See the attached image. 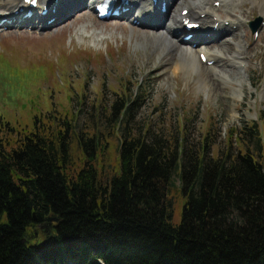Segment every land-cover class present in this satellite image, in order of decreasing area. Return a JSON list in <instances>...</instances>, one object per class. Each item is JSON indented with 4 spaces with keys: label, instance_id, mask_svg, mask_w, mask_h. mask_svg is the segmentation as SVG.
Wrapping results in <instances>:
<instances>
[{
    "label": "trees",
    "instance_id": "trees-1",
    "mask_svg": "<svg viewBox=\"0 0 264 264\" xmlns=\"http://www.w3.org/2000/svg\"><path fill=\"white\" fill-rule=\"evenodd\" d=\"M145 95H114L120 168L103 180L100 136L81 133L85 164L70 175L71 124L47 135L0 138V264H264V139L247 121L225 149L212 133L195 147L133 114ZM41 117L35 119L39 129ZM9 127L13 129L8 123ZM134 126V128H130ZM186 195L175 224L173 176ZM58 217L56 236L36 226ZM47 224L48 221H47Z\"/></svg>",
    "mask_w": 264,
    "mask_h": 264
},
{
    "label": "rangeland",
    "instance_id": "rangeland-1",
    "mask_svg": "<svg viewBox=\"0 0 264 264\" xmlns=\"http://www.w3.org/2000/svg\"><path fill=\"white\" fill-rule=\"evenodd\" d=\"M247 5L252 8L250 2ZM92 8L84 5L73 10L62 5L61 19L49 28L33 24L0 28V138L7 148L17 146L27 130L43 133V129L50 136L64 132L63 123L68 121L72 130L69 174L75 175L85 164L79 135L97 133L102 146L95 165L106 180L120 168L122 141L116 123L107 120L109 102L114 95L134 92L145 95L134 119L143 127L151 123L152 128L162 129L172 139L173 135L186 139V146L198 147L210 132L211 150L225 149L230 137L235 138L233 133L247 121L257 124L264 139L263 22L257 35L250 25L260 17V9L253 10L240 33L254 58L246 62L243 71L252 86L244 83L240 97L236 82L231 80L238 73L231 65H217L219 70H228L225 80L208 64V68L196 70L180 64L176 70L175 62L183 56L172 50V35L170 40L153 35L159 31L156 20H148L150 24L127 16L103 20ZM63 9L68 11L65 18ZM97 32L101 34L99 40L94 35ZM207 40L209 48L226 52L221 41ZM38 116L41 123L34 130ZM173 180L169 192L174 201L172 220L179 224L186 195L180 191L178 175ZM37 229L44 238L40 225Z\"/></svg>",
    "mask_w": 264,
    "mask_h": 264
},
{
    "label": "bare ground",
    "instance_id": "bare-ground-1",
    "mask_svg": "<svg viewBox=\"0 0 264 264\" xmlns=\"http://www.w3.org/2000/svg\"><path fill=\"white\" fill-rule=\"evenodd\" d=\"M99 2L100 0H40V4L49 7V13L43 15L41 13L43 8L38 7L34 10L33 16L24 17L23 15L28 10V7L23 0H0V23L3 22L0 24V28L5 26L7 28L30 27L32 24L35 25L33 27L37 28H49L61 19L60 9L62 5H66L67 8L69 6L74 10L80 6L85 5L88 7ZM160 2L166 3L167 10L165 12L160 10ZM216 2H220L218 7L215 4ZM248 2L252 4L251 9L248 8ZM122 8L129 9L123 13V16H127L128 19L133 17V19L145 21L146 24H150V22L147 23L148 20H156L155 26L159 28V31L158 33H153V35L168 40H170L168 38L169 35L173 36V39L170 40L173 47L172 50L179 52L183 56L182 59H179L180 61L176 60V70L180 68V64L181 67L184 66L192 70H196L201 66H203V69L208 68L207 64L209 65L208 62L211 61L213 63L210 64V69L215 71L216 76L225 80L228 77V70H219L217 65L221 64L219 62H222L227 67L231 65L238 73L237 78H231V80L236 82L240 97L244 95V83H250V77L246 76L243 71H246V62H251L250 51L252 49L246 50L245 45L247 46L248 42L245 43L246 39L240 33L248 25L247 20L255 9H260L261 18H259L263 22L261 27L264 30V0H159L157 3L153 0H128L127 4H122ZM184 9H188L187 14L182 13ZM63 12L62 17L65 18L68 11L63 9ZM221 13H224L225 16L222 17ZM53 17L54 20L48 23V20ZM185 18H191L192 21L199 25L200 29L188 31L183 23ZM13 19L15 20L13 21ZM215 26H217L216 29ZM190 32L194 33V37L191 40H185L184 36ZM97 34L99 33L97 32L94 35L99 40L101 34ZM263 37L264 33L260 35V38ZM207 38L216 42L221 41V44L227 48L226 52L221 50L222 48H209L208 40L206 41ZM194 43L197 45L194 46ZM197 53L198 57L205 53L207 61L203 63L202 59L200 60L197 57ZM200 73L203 78L205 74L203 72Z\"/></svg>",
    "mask_w": 264,
    "mask_h": 264
},
{
    "label": "water",
    "instance_id": "water-1",
    "mask_svg": "<svg viewBox=\"0 0 264 264\" xmlns=\"http://www.w3.org/2000/svg\"><path fill=\"white\" fill-rule=\"evenodd\" d=\"M260 21H261V19L260 18H257L256 21H255V23H253L254 24L252 26V31L253 32H256L257 31V29L259 27V24H260ZM47 220L50 221V222H53V221L59 222L60 219L58 217H48ZM42 230L44 232H46L48 235H51L53 233L52 227L51 228H45L44 226H42Z\"/></svg>",
    "mask_w": 264,
    "mask_h": 264
},
{
    "label": "flooded vegetation",
    "instance_id": "flooded-vegetation-1",
    "mask_svg": "<svg viewBox=\"0 0 264 264\" xmlns=\"http://www.w3.org/2000/svg\"><path fill=\"white\" fill-rule=\"evenodd\" d=\"M45 227H51V223L49 222V224H46Z\"/></svg>",
    "mask_w": 264,
    "mask_h": 264
}]
</instances>
